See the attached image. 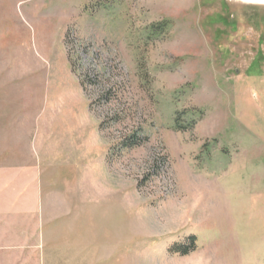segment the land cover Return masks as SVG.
Returning <instances> with one entry per match:
<instances>
[{
    "label": "rangeland",
    "instance_id": "374dc122",
    "mask_svg": "<svg viewBox=\"0 0 264 264\" xmlns=\"http://www.w3.org/2000/svg\"><path fill=\"white\" fill-rule=\"evenodd\" d=\"M4 104L0 264H264V0H0ZM37 112L56 187L92 162L123 189L112 253L70 250L68 209H35L4 174L31 164L20 129L39 149Z\"/></svg>",
    "mask_w": 264,
    "mask_h": 264
},
{
    "label": "crops",
    "instance_id": "0c3cea01",
    "mask_svg": "<svg viewBox=\"0 0 264 264\" xmlns=\"http://www.w3.org/2000/svg\"><path fill=\"white\" fill-rule=\"evenodd\" d=\"M2 106L0 117H3L5 122H2L3 125L0 129L11 131L10 128H13V124L8 122L7 105ZM40 114L37 112L34 119L35 123L40 124V119L42 123V129L39 126L40 136L36 137L39 147L36 149V153L32 150L34 138L29 137L27 132L20 129V138L10 139L12 146H25L26 151L21 152H24L22 155L27 156L28 160L26 159V161L31 164H25L22 167L11 166L6 169L7 172L4 174H7L6 176L15 183V186L12 187L15 188L16 195H21L25 201H32L35 209L44 211L47 206L49 208L52 206L54 210H56V206L68 209L70 250H73V247L77 251L84 249V256L87 258L89 254L92 256L94 244L100 242L101 244L97 247L101 252L106 250L108 254L112 253V250L119 248V241L124 239L123 189L115 187L109 181L108 174L105 175L96 170L92 162L87 169L81 171L67 169V166L63 170H58L57 177L60 183L58 182L56 187V179L54 181V177L57 175L56 171H45L46 166L56 168V154H53V161L49 163H46V158L43 157L45 152L50 151V148L54 152L56 151V130L45 133V118L42 117L44 119L42 120ZM22 123L20 122L16 126L17 130L20 125H23ZM21 131L24 132L26 139L21 136ZM5 140L7 141V138ZM49 142L51 145H48ZM18 169L19 171H17ZM51 178L53 181H49ZM6 180L2 184L7 182ZM4 188L5 185L0 187V192ZM93 238L96 239L93 240ZM80 255L76 254L75 257H80Z\"/></svg>",
    "mask_w": 264,
    "mask_h": 264
},
{
    "label": "trees",
    "instance_id": "16d2710c",
    "mask_svg": "<svg viewBox=\"0 0 264 264\" xmlns=\"http://www.w3.org/2000/svg\"><path fill=\"white\" fill-rule=\"evenodd\" d=\"M147 137L142 134L141 128H135L128 134L124 135L121 139V146L124 148H130L140 145ZM196 248L195 235H189L184 241L176 242L171 245L169 250L171 252H178L182 255L188 254Z\"/></svg>",
    "mask_w": 264,
    "mask_h": 264
},
{
    "label": "bare ground",
    "instance_id": "6f19581e",
    "mask_svg": "<svg viewBox=\"0 0 264 264\" xmlns=\"http://www.w3.org/2000/svg\"><path fill=\"white\" fill-rule=\"evenodd\" d=\"M260 5V4H259Z\"/></svg>",
    "mask_w": 264,
    "mask_h": 264
}]
</instances>
